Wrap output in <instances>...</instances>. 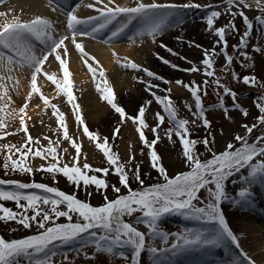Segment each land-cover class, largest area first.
I'll return each mask as SVG.
<instances>
[{
    "label": "snow or ice",
    "instance_id": "1",
    "mask_svg": "<svg viewBox=\"0 0 264 264\" xmlns=\"http://www.w3.org/2000/svg\"><path fill=\"white\" fill-rule=\"evenodd\" d=\"M253 3L257 10L262 15L256 17L259 23L264 24V0H227V6L231 12L234 6L236 12H231L232 20L227 25L214 28V22L221 16V12L212 11L207 17V26L210 31H213L218 38L216 44L211 50H204L203 59V74L206 77H213L212 83L217 89H223L225 95H230L235 102L236 93L231 91L227 85L221 82L214 69L215 57L221 53L224 56L226 66L233 63V56L227 53L226 30L236 31L234 19L239 15L244 22L246 30L240 39L239 45H234V49L247 47V38L251 34L252 22L242 9L252 8ZM50 5L59 6V0H49ZM135 6L117 4L115 0H95L94 4H89L86 7L94 8L99 13V16H89L86 19H81L75 14V10L67 12L66 30L58 33L53 26V22L47 18L36 16L34 19L22 22L19 18H14L11 22L0 24V70L7 69L10 73L13 65H18L23 68L25 65L32 69L31 71V91L27 93V99L23 106L18 109H12L8 115L12 120L18 119L19 128L17 131H23L25 134L24 144L17 147L15 144L0 145V149H7L9 153H19L18 159H13L12 156H7L3 164L5 175L9 172L19 173L21 175H32L35 172L51 174L55 182L57 174H62L71 184L85 189L90 186H95L96 190H106L109 185L104 178H98L96 173H103L107 176L110 170L114 171L119 178V183L128 190L127 195H118L115 200H108L104 196V203L101 206H92L89 202L82 201L74 194H67L56 187L37 182H20L11 179H0V201H12L21 211L16 212L8 207L0 204V221L14 220L24 229H30L33 226L36 228V233L22 239L6 240L0 236V264H21V260H26L27 264H52V257L55 255L54 249L50 246L59 241L62 244H70L79 239L83 248L93 246L96 253L116 256L117 254L128 259L123 251L117 253V249L129 247L132 250L131 264H139L141 253L146 250V234L138 230L132 223L124 220L125 216L131 217L134 213L141 215L136 218V224H143L147 229V237L149 239L158 238L166 245L168 243V234L161 231L159 221L165 214L177 212L183 215L186 219L204 221L206 223H214L216 227L212 230H189L186 234L176 235L175 242L170 248L161 249L150 244L147 245V251L153 255V264H172L170 260L165 258L170 253L175 256L181 252L195 247H222L231 243L239 250L238 257H234L231 264H255V261L250 259L248 255L241 249L239 237L230 228L223 211L220 207L223 200L231 199L234 204L248 203L251 193L247 187L237 193L235 197H229L225 191V182L229 177L241 172L242 169H248L247 176H242V185H253L255 183L264 182V134L256 137L255 141L249 143L247 135H236L234 140L239 142V146L234 143H228L225 150L217 153L214 152L210 145L214 142L207 138L203 141L190 139L192 135L188 125L189 120L178 119L177 112L172 104L171 97L168 95H156L155 91L158 85L149 83L146 90L151 91L155 101L163 106V111L167 113L168 122L171 125L165 131V135L169 140L172 139L173 133L182 145L183 156L188 171L178 173L173 177H169L166 168L161 162V157L155 150V145L161 139L158 128L164 123L165 117L160 112L155 113L158 121L155 127H149L146 123V108L141 105L136 116L128 115L125 109L114 102L113 89L107 85L105 73L102 68L97 72L98 61L94 56H91L86 50L82 41H78L80 37H94L95 33L106 28L113 21L120 18L123 23L116 31H113L111 36L117 37L129 24L133 21H142L141 30L137 36L143 38L150 36L155 42L157 35L161 34L168 26L173 18V14L181 9L198 8L196 4H159L155 0L150 3H145L144 0H134ZM101 5V7H96ZM242 6V8H241ZM78 7V6H77ZM56 8L53 7L52 11ZM0 16H5V13L0 12ZM40 41L43 48L41 54L37 55L34 46L31 43L32 38ZM111 39V38H110ZM66 41L68 43H66ZM68 44L74 46L79 54V59L87 66L88 71L93 74L94 79L98 80L97 91L101 94L102 100L106 101L112 109L120 116V123L127 120L137 125L136 132L139 134V140L144 147L149 149L151 167L163 178V182H158L153 185L144 187V180L140 173V166L137 164L132 168L131 176L141 186L140 190L133 191L130 187L129 172L126 167L132 165L134 157H130L127 163H121L120 157L112 151L109 138L99 137L98 133L89 130L85 126L84 120L81 118L79 105L74 102L72 85L69 80V67L67 57L69 55ZM216 45H222L220 52L216 51ZM166 47L165 45H161ZM197 47H200L197 45ZM171 52V49H168ZM254 52H264L260 47H254ZM175 55V53H173ZM115 56L116 53H113ZM240 55L245 60L250 59L246 52H241ZM59 62V67L63 71L64 84L61 85L57 80L55 73L49 74L46 69H43L45 62H50L49 58ZM163 63L169 64L167 60ZM124 68H130L136 71L144 72L147 77L155 80H163L164 84H169L170 81L147 68H141L135 62L125 58L122 64ZM176 68V65H172ZM43 70V71H42ZM188 72L197 73L201 68L193 64L192 67L186 69ZM43 74L47 80L51 81L59 92L67 96L68 102L72 104L74 115L77 123L83 126V135L87 136L89 141L95 142V147L102 152L106 158L108 167L93 168L87 162L79 165L78 161L81 158V145L69 135V129L65 125V116L56 104H50L49 99L41 94V90L37 87V77ZM234 79H238L237 74L232 72ZM11 80L9 75L5 77L0 75V89H6V85L2 83L5 79ZM143 82V81H141ZM17 84L19 81L16 82ZM243 83L254 84L255 78L250 76L243 77ZM175 84L187 89L191 96L195 99L196 112L193 113L198 120H202L204 127H210V121L205 117V110L202 104L201 95L202 89L195 81L185 83L182 80H176ZM209 82L204 81L203 92L207 95V87ZM165 91L171 92V88ZM40 94L39 98L43 101L46 107L52 109V115L56 117L59 125L63 129V140L71 142V147L75 149V156L63 149L70 157L69 163L60 164L57 160V148L60 141H52L48 137V146H41L39 139H34L29 134V128L26 125V118L31 119L26 111L29 108V103L33 98V94ZM7 97V100H5ZM0 101H4L5 105L11 102V97L7 96L5 90L0 94ZM148 105L152 101L147 102ZM221 106L223 102L221 101ZM188 110L192 111V106L187 105ZM261 115L257 118L261 126H264V104H258ZM4 107H0V112H3ZM227 113V109H224ZM243 115L247 116V111L241 109ZM194 123V122H193ZM246 129L247 134L253 133L256 124L252 126L242 125ZM6 124L4 117L0 116V130H4ZM148 128L154 138L149 141L145 135L144 129ZM120 132L119 128L113 131V137H116ZM12 133L5 132L4 135ZM3 136H0L2 139ZM203 143L204 147L211 153V158L201 159V154L195 151L197 143ZM55 144V146H53ZM32 154L33 157L45 159L51 157L48 165L45 167L41 164L38 167L28 165L24 162V158ZM143 155V151L141 152ZM86 159V158H85ZM11 160V165L8 161ZM71 165V166H70ZM91 173V174H89ZM10 189V190H7ZM112 190L117 194L121 189L112 185ZM41 190L43 194L37 192L26 193L24 190ZM204 190L207 193L205 199H201L199 193ZM50 194V195H45ZM92 193L88 192L90 196ZM22 201L24 203H22ZM64 205V210L60 206ZM203 205V206H199ZM74 215L76 220L74 222ZM65 218L67 223H57L60 218ZM87 234L85 239L83 234ZM92 258H95L94 256Z\"/></svg>",
    "mask_w": 264,
    "mask_h": 264
},
{
    "label": "bare ground",
    "instance_id": "2",
    "mask_svg": "<svg viewBox=\"0 0 264 264\" xmlns=\"http://www.w3.org/2000/svg\"><path fill=\"white\" fill-rule=\"evenodd\" d=\"M106 2L107 0H105V3ZM115 2L121 6H135L134 0H115ZM144 2L150 3L152 0H144ZM155 2L159 4L176 5L196 4L200 5V7L181 9L174 13L169 26L161 34L156 36L155 42H153L150 36H145L143 38L137 36L143 24L142 21L138 20L129 24L117 37H112V32L121 27L123 23L120 18H117V20L113 21L106 28L95 33L94 37L78 38V41L84 43L85 50L98 61V66L93 64V67L97 68V72L100 68L104 70L107 85L113 89L114 102L123 107L125 112L131 116H136L139 107L144 105L146 108V123L149 127H153L149 124L150 121H148L147 118L149 112H160L164 117L167 115V113L163 111V106L155 101L151 91H155L156 95L170 96L176 112H190L187 105H191V112H195V99L187 89L176 85L175 81L178 79L185 83L195 81L197 84L201 85L206 77L203 74V65L201 64L204 50H211L218 39L214 32L208 29L207 17L212 11L221 12V16L214 22V28H218L227 25L228 22L233 19L231 12L237 11V8L234 6L231 8V12L229 11L227 0H155ZM94 3L95 0H69L65 7L60 8V10L52 11L49 0H0V12L5 13V16H0V24L11 22L14 18H19L22 22H27L34 19L36 16H41L51 20L57 32L62 33L66 30L67 12L69 10H75V14L81 19H86L89 16H99L95 7H86ZM96 7H101V5H96ZM242 10L252 17L260 12L256 9L254 3L251 10L246 8ZM103 37H106V40H103ZM97 40L105 41L108 46L105 47L101 45ZM31 43L34 46L36 54L40 55L43 45L34 37L31 39ZM66 43L68 42L66 41ZM161 45H165L166 47H162ZM197 45L200 47H197ZM68 47L69 55L67 61L70 72L69 80L72 85L74 102L79 105L81 118L84 120L85 126H87L89 130L98 133L101 138L108 137L111 149L116 151L124 162H128L130 157H134L131 165L133 168L136 164V159L141 160V152L143 149H146L139 140V134L135 130L137 125L127 120V117H125V122L123 124L120 123L119 114L116 113L106 101L102 100L101 94L97 91L96 86L98 80L94 79L93 74L88 71L87 66L84 65L82 60L78 61L79 54L74 46L68 44ZM218 47L219 45H216L217 52H219ZM168 49H171V52L168 51ZM0 51L7 53L5 49H0ZM113 53H116V55L114 56ZM173 53H175V55ZM125 58L135 62L141 68H147L156 75L169 80L170 83L166 85L163 83V80H155L151 77H147L142 71L122 67ZM163 60H167L170 63L165 64ZM49 61L50 62H45L43 69H46L49 74L55 73L57 80H59L63 86V71L59 67V62L51 57ZM193 64L201 68V71L197 73L186 71V69L192 67ZM172 65H176L177 67L173 68ZM31 71L32 69L28 68L26 65L23 68H20L18 65H13L10 73L7 69L0 70V75H4L5 77L10 75L12 77L11 80L6 78L2 81V83L6 85V89H0V94H3L6 90L7 96L11 97V102L6 105L4 101H0V107H4L5 109L3 112L10 113L12 109L18 111L20 108L19 106H23V103L27 99V93L31 91ZM17 81H19L18 84L16 83ZM149 83L158 85V87L148 91L146 89ZM37 87L40 88L41 94L49 99L50 104H56L57 108L64 113L65 125L69 129V135L80 143L81 158H79L78 164L83 165L87 162L92 167L97 168L102 165V163H105V157L102 152L95 147V142L89 141L87 136L83 135V126L77 123L72 104L68 102L67 96L59 92L56 86L51 81L47 80L43 74L37 77ZM168 88H171L170 93L165 91ZM39 96L40 94L34 93L33 98L28 101L29 108L26 111L31 119L26 118V125L29 128V134L34 139H39L41 146L44 144L48 145V140H45L44 137H48L52 141L59 140L60 144L58 148H67L68 151L75 156V149L71 147V142L63 140V129L59 125L56 117L52 115V109L46 107ZM5 100H7V97H5ZM148 101H152V103L148 105ZM1 116L4 117L6 128L1 131L0 136L8 137L17 133L18 141H12L11 144L13 145L14 142V144L22 146L24 144L25 134L23 131H17L19 128L18 119L12 120L11 117L5 113ZM190 123L188 127L192 135L189 138L196 139L201 133V127L196 125L195 120H191ZM242 125L249 126V121H241L236 128L231 129L230 132L227 133V136L231 138L236 136L240 130L245 129ZM9 127H13V133L4 135L5 132L11 133L9 132ZM116 128H119L120 132L116 137H113V131ZM144 131L147 139L151 141L154 138L153 133L148 128L144 129ZM165 131L166 130H158L161 139L155 145V148L161 145L163 147L164 153H162V155L164 157L161 159L163 166L166 170L171 169L172 171L180 167L184 168L185 158L179 138L173 133L172 139L169 140L165 135ZM18 132L21 134L19 135ZM2 142L7 144L3 140ZM53 146H55V144H53ZM63 155L66 163H69L70 157L68 154L64 153ZM36 165L39 166L38 164ZM139 166L142 179L145 183L161 178L151 165L139 164ZM247 174L248 169L229 177L225 182V191L229 197H235L242 187H247L251 193L250 201L248 203L234 204L231 199H228L223 200L220 207L230 228L240 238L239 243L241 249L250 259L255 261V264H264V241H260L263 237L262 235H264V182L258 181L253 185H242L241 177L247 176ZM31 180L35 181V179ZM136 184H138V182L131 176V189L136 187ZM49 186L56 187L59 190L62 189L61 191L67 194H72L66 192V189L62 188L60 185L61 188L54 183L49 184ZM127 192L128 190L126 189L121 194ZM199 195L201 199H205L207 193L201 190ZM103 203L104 199H93L91 201L92 206H101ZM170 214L171 213L168 215L169 218L189 221L195 223V225H193L194 227H198V229L192 228L189 230L210 231L216 227L214 223L186 219L183 215H175V212H173L172 215ZM136 218V216H125L124 220L133 224V220H136ZM74 220H76V217H74ZM259 220L260 222L258 223ZM162 221H165V218L159 221V227L162 231H166ZM133 226L139 227L137 224H133ZM144 228L147 230L146 227L142 229ZM83 235L86 237L85 234ZM156 239L159 240L158 238ZM175 239L176 236H168L167 245L162 240H159L163 243L161 247L155 245L156 241L154 239H150V241L159 252L166 247L170 248L171 244L175 242ZM148 242L146 235V250L141 253L139 264H153V262H149L150 257V260L153 261V255L147 251ZM62 246L63 245L58 246L56 250H60ZM65 247L66 245L62 248ZM124 249H129L128 251L132 252L129 247L117 249V252L118 250L123 251ZM179 254L177 255L183 258L180 262L181 264H207V262L211 261H213L214 264H231L233 258L238 257L239 250L229 243L222 247H195ZM188 254H194L195 256L191 258ZM174 257L178 256H172L169 253L165 259L175 264Z\"/></svg>",
    "mask_w": 264,
    "mask_h": 264
},
{
    "label": "rangeland",
    "instance_id": "3",
    "mask_svg": "<svg viewBox=\"0 0 264 264\" xmlns=\"http://www.w3.org/2000/svg\"><path fill=\"white\" fill-rule=\"evenodd\" d=\"M245 15H247L249 20L252 22L251 34L247 38V47H240L238 49L233 48L234 45L240 44V39L246 30L243 19L240 16H237L234 19L236 31L226 30V39L228 45L227 53L228 55L233 56V63L230 66H226L225 59L222 53L215 58V62H214L215 72L217 76L220 77L221 82L227 85V87L231 91L236 93L235 102L233 101V98L230 95L224 94L223 89H217L215 87V85L212 83L214 79L213 77H205L204 81L207 80L209 82L207 87V95H204L203 92L204 81L200 85L202 91L199 94L201 95L202 104L204 106L205 117L210 121V127H204L202 120H198L196 116L193 115V113L196 112L195 103H194L195 112H182V111L177 112L178 119H187L189 120V122H191V120H195L196 125L201 127V133L199 137L196 138L195 140L203 141V139L207 138L208 140L212 141L214 138V142L211 143L210 147L214 152L217 153L225 150L228 143H234L236 146H239V142H236L234 140L235 136L231 138L227 136V133H229L231 129L236 128L241 121L248 120L249 126L256 124V127L253 129V133L247 134L246 129H243L240 130L237 134L241 136L247 135L249 143L254 142L256 137L264 134V126H261L257 119L261 115L257 105L264 104V52L253 51L254 47H260L264 49V24L259 23V21L256 19V17L262 15L261 12L256 14L254 17H252L251 15L249 16L246 13ZM103 40H106V37H103ZM98 42L105 47L108 46L105 43V41H98ZM221 47L222 45H219L218 47L219 52ZM241 52H246L250 57V59L245 60L244 57L240 55ZM78 61H81L79 59V56H78ZM232 72H235L237 74L238 79L233 78ZM245 76L254 77L255 83L254 84L243 83V77ZM221 101L223 102V106H221ZM225 108L227 109V113L224 110ZM241 109L247 111L248 113L247 116L243 115ZM4 113L8 114V112H0V116ZM155 113L157 112H149L147 116L148 121H150L149 124H151V126L153 127H155L158 123L156 117L154 116ZM190 124L191 123H189V125ZM169 127H171V125L169 124L168 117L166 115L164 123L158 128V130H166ZM1 131L2 130H0V134ZM13 131H14L13 127H9V132L13 133ZM18 133L19 135L21 134L20 132ZM2 140L5 141V143H7L8 145H12L11 144L12 141H16V140L18 141V134L14 133L8 137H3V139H0V145L4 144ZM16 146L21 147L18 144ZM47 146L48 145L45 144L42 145V147L44 148H46ZM155 150L162 159L164 157L162 155V153H164L162 145L156 147ZM195 151L201 154L202 160L211 158V153L208 151L207 148L204 147L202 142L197 143L195 145ZM63 154H64L63 149L57 148V160L60 162L61 166L62 164L66 163ZM19 155H20L19 153L15 152V149H13L12 153H9L7 149H0V179H6V180L11 179L20 182H33L31 179H35L34 182L44 183L46 185L54 183L58 186L59 185L62 186V188L66 189V192L72 193L76 195L78 199L89 202L90 204L93 199L95 200L104 199L105 195L107 196L108 200L111 201V200H115L118 195L128 194V192L121 194L126 190V188H124L123 185L119 183L118 176L114 174V171L112 170H110L107 176H105L103 173H96L98 178L106 179L109 185V187L106 190L101 189L99 191L95 189V186H90L87 189L83 188L82 186L77 187L71 184L62 174L56 175L55 182L51 174H46L41 172H35L32 175H28V174L21 175L19 173L9 172L8 175H5L3 164L5 162L6 157L12 156L13 159H18ZM258 159H264V158H258ZM50 160H51L50 156H48L45 159H41L39 157H33L31 153H29V155L24 158V162L26 164L34 167H38L36 164H38L39 166L43 164L46 167ZM120 162L127 163L124 162L121 159V157H120ZM135 162H136L135 165L137 164L151 165L149 149L147 148L143 149V155H141V160L136 159ZM8 163L11 165V160H9ZM102 165H100L97 168L108 167L107 161L105 163H102ZM125 170L129 172V180H130L132 167L131 166L126 167ZM167 170H168L167 174L169 175V177H173L176 174L188 171L189 169L187 165L184 164V168L180 167L179 169L173 171L171 169H167ZM245 170L246 168L242 169L241 172ZM147 182L148 183L144 182V187L153 185L158 182H163V178L161 177L158 180L147 181ZM112 185H115L116 187H119L121 189L119 194H117L112 190L111 187ZM5 187L7 189V186ZM140 188L141 186L139 184H136V187H134L132 190L137 191L140 190ZM24 191L26 193L35 191L37 192V194H43L41 190H35V189L24 190ZM88 192H91L92 194L89 196ZM45 195H50V194H45ZM22 203L24 202L22 201ZM0 204H2L4 207H8L12 209L13 211L16 212L21 211L16 207L15 203L12 201H0ZM64 208H65L64 205L60 206L61 210H64ZM172 213L170 215H172ZM178 214L179 213L175 212V215ZM140 215H141L140 213H134L132 216L138 217ZM168 215L169 213L161 217V219L165 218V221H162V223L164 224L166 231L165 230L163 231L167 233L168 236L173 237L176 235H183L186 234L189 229L192 228L198 229L197 226L196 227L193 226L195 225V223L169 218ZM74 217L76 216L74 215ZM135 221L136 220H133V224H136ZM200 222H204V221H200ZM57 223H67V220L62 217L57 221ZM137 226H139L138 227L139 231L144 232L147 235L148 229L147 230H145V228L142 229L143 227H145L143 224H137ZM36 231L37 230L34 226L30 229H24L22 225H19L14 220L0 221V236H2L6 240L26 238L27 236L35 234ZM85 235H86L85 239H87V234L85 233ZM262 236L264 237V235ZM263 237L260 240L262 242L264 241ZM153 239L156 241L155 245L159 247L163 245L161 241L157 240L156 238ZM147 241H149L148 245L150 244L153 245V243L150 241L148 237H147ZM60 245L63 246L66 245V247L62 248L63 247L62 246L60 250H56V248ZM50 247H52L55 251V255L52 257V264H131L130 261H131L132 252H129L128 251L129 249L123 250L125 256L128 257V259H123L118 254L116 256H110L107 254L96 253L93 246L83 248L79 239L73 241L70 244H62L61 242L57 241L54 243V245ZM119 252L120 250H118L117 253ZM179 255H176L178 257H174L175 264H181L180 262L183 260V258ZM188 255L191 258L195 256L194 254H188ZM93 256L95 258H92ZM150 259L151 257L149 258V262H153ZM21 262H22L21 264H27L26 260ZM207 264H214V262L213 261L207 262Z\"/></svg>",
    "mask_w": 264,
    "mask_h": 264
}]
</instances>
